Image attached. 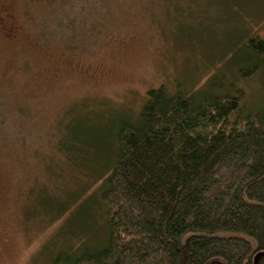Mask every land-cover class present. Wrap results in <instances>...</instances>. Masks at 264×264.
Here are the masks:
<instances>
[{"label": "rangeland", "instance_id": "1", "mask_svg": "<svg viewBox=\"0 0 264 264\" xmlns=\"http://www.w3.org/2000/svg\"><path fill=\"white\" fill-rule=\"evenodd\" d=\"M263 30L264 0H0V264L105 241L100 178L149 90L264 104V69L238 74Z\"/></svg>", "mask_w": 264, "mask_h": 264}, {"label": "trees", "instance_id": "2", "mask_svg": "<svg viewBox=\"0 0 264 264\" xmlns=\"http://www.w3.org/2000/svg\"><path fill=\"white\" fill-rule=\"evenodd\" d=\"M242 48L248 81L264 69V30ZM213 90L147 92L100 178L107 237L61 264H264V104Z\"/></svg>", "mask_w": 264, "mask_h": 264}, {"label": "water", "instance_id": "3", "mask_svg": "<svg viewBox=\"0 0 264 264\" xmlns=\"http://www.w3.org/2000/svg\"><path fill=\"white\" fill-rule=\"evenodd\" d=\"M261 254H259L256 259H255V264H259L260 258H261Z\"/></svg>", "mask_w": 264, "mask_h": 264}]
</instances>
